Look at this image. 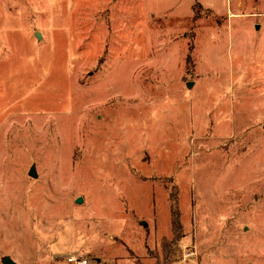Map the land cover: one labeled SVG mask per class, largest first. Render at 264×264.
<instances>
[{"label":"rangeland","instance_id":"obj_1","mask_svg":"<svg viewBox=\"0 0 264 264\" xmlns=\"http://www.w3.org/2000/svg\"><path fill=\"white\" fill-rule=\"evenodd\" d=\"M72 255L264 264V0H0V264Z\"/></svg>","mask_w":264,"mask_h":264},{"label":"built area","instance_id":"obj_2","mask_svg":"<svg viewBox=\"0 0 264 264\" xmlns=\"http://www.w3.org/2000/svg\"><path fill=\"white\" fill-rule=\"evenodd\" d=\"M68 261L72 264H92L84 255H72L68 257Z\"/></svg>","mask_w":264,"mask_h":264},{"label":"water","instance_id":"obj_3","mask_svg":"<svg viewBox=\"0 0 264 264\" xmlns=\"http://www.w3.org/2000/svg\"><path fill=\"white\" fill-rule=\"evenodd\" d=\"M31 174L33 175V176H36V173H35V171L32 169L31 170ZM82 197H79L78 199H77V202L78 203H81L82 202ZM4 264H17L15 261H13L12 259H10V258H6L5 260H4Z\"/></svg>","mask_w":264,"mask_h":264}]
</instances>
